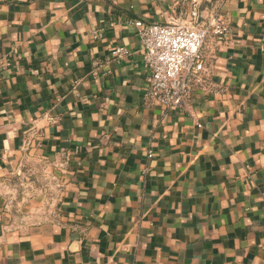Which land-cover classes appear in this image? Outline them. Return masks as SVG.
<instances>
[{"label": "crops", "instance_id": "0c3cea01", "mask_svg": "<svg viewBox=\"0 0 264 264\" xmlns=\"http://www.w3.org/2000/svg\"><path fill=\"white\" fill-rule=\"evenodd\" d=\"M191 1L0 0V172L31 155L62 181L17 227L0 192V264H264V0H199L230 27L202 47L211 91L144 99L134 21Z\"/></svg>", "mask_w": 264, "mask_h": 264}, {"label": "built area", "instance_id": "2783aa9c", "mask_svg": "<svg viewBox=\"0 0 264 264\" xmlns=\"http://www.w3.org/2000/svg\"><path fill=\"white\" fill-rule=\"evenodd\" d=\"M138 30L145 68L148 72L144 99L149 105L165 109H184L200 88L211 91L202 58L206 40L227 37L230 27L218 11L201 20V4L192 0L183 17L165 23L134 21ZM119 48L115 54H123Z\"/></svg>", "mask_w": 264, "mask_h": 264}, {"label": "rangeland", "instance_id": "374dc122", "mask_svg": "<svg viewBox=\"0 0 264 264\" xmlns=\"http://www.w3.org/2000/svg\"><path fill=\"white\" fill-rule=\"evenodd\" d=\"M61 170L43 160L27 156L11 171L0 172V192L4 196V213L15 227L53 215L62 187Z\"/></svg>", "mask_w": 264, "mask_h": 264}]
</instances>
